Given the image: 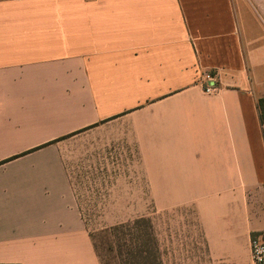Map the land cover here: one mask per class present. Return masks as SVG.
I'll return each mask as SVG.
<instances>
[{
	"label": "crops",
	"instance_id": "crops-1",
	"mask_svg": "<svg viewBox=\"0 0 264 264\" xmlns=\"http://www.w3.org/2000/svg\"><path fill=\"white\" fill-rule=\"evenodd\" d=\"M261 98L264 0H0V264H102L86 190L148 207L157 264H248Z\"/></svg>",
	"mask_w": 264,
	"mask_h": 264
},
{
	"label": "rangeland",
	"instance_id": "rangeland-1",
	"mask_svg": "<svg viewBox=\"0 0 264 264\" xmlns=\"http://www.w3.org/2000/svg\"><path fill=\"white\" fill-rule=\"evenodd\" d=\"M79 192V191H78ZM127 191L86 190L78 198L88 231L102 264H157L152 232L159 228L158 219H143L141 205H110L114 198L125 201ZM141 193V191H139ZM142 194V193H141ZM125 197V196H124ZM153 212V206H151ZM138 214L135 219H127ZM162 218L163 228L170 220ZM172 220V219H171ZM168 225V226H167ZM146 254H145V253Z\"/></svg>",
	"mask_w": 264,
	"mask_h": 264
},
{
	"label": "built area",
	"instance_id": "built-area-1",
	"mask_svg": "<svg viewBox=\"0 0 264 264\" xmlns=\"http://www.w3.org/2000/svg\"><path fill=\"white\" fill-rule=\"evenodd\" d=\"M207 79H211L207 77ZM213 90L212 86L206 87V93ZM251 261L248 264H264V231L255 233L250 240Z\"/></svg>",
	"mask_w": 264,
	"mask_h": 264
},
{
	"label": "trees",
	"instance_id": "trees-1",
	"mask_svg": "<svg viewBox=\"0 0 264 264\" xmlns=\"http://www.w3.org/2000/svg\"><path fill=\"white\" fill-rule=\"evenodd\" d=\"M257 108H258L259 119H260V123L263 129V135H264V98H261L257 101Z\"/></svg>",
	"mask_w": 264,
	"mask_h": 264
}]
</instances>
